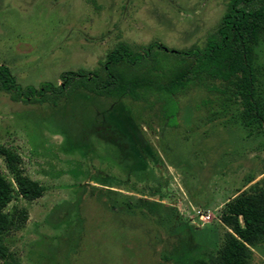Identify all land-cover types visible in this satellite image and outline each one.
Returning a JSON list of instances; mask_svg holds the SVG:
<instances>
[{
  "label": "rangeland",
  "instance_id": "obj_1",
  "mask_svg": "<svg viewBox=\"0 0 264 264\" xmlns=\"http://www.w3.org/2000/svg\"><path fill=\"white\" fill-rule=\"evenodd\" d=\"M227 3L0 0V65L37 87L60 83L64 70L96 67L118 41L188 50L220 26ZM255 53L264 98V38ZM212 85L222 87L204 79L175 97L174 124L159 104L86 91L57 105L24 103L0 91V147L17 153L23 172L46 188L5 207L28 214L3 240L19 264H190L217 253L225 201L263 175L264 122L241 124L240 99ZM116 124L136 125L158 159L146 155L137 170L120 163L118 149L99 135L110 136ZM0 172L11 178L1 153ZM252 250L250 262L264 264V240Z\"/></svg>",
  "mask_w": 264,
  "mask_h": 264
},
{
  "label": "trees",
  "instance_id": "obj_2",
  "mask_svg": "<svg viewBox=\"0 0 264 264\" xmlns=\"http://www.w3.org/2000/svg\"><path fill=\"white\" fill-rule=\"evenodd\" d=\"M249 1L254 0H228L220 26L206 37L202 46L193 44L188 50H177L159 46L156 41H118L96 67L64 70L59 75L60 83L42 81L37 87L19 84L10 68L0 65V91L9 93L13 101L24 103L57 105L77 91H86L113 100L142 102L147 107L159 104L162 115L172 118L174 122L170 124H174L178 110L175 97L207 79L221 84V88L212 85L221 94L240 99L241 124L252 118L261 124L264 98L259 90L260 69L254 60L255 48L264 38V0L248 8L245 4ZM131 125V131L116 124L110 136L99 135L118 149L120 163L137 170L146 155L155 159L159 156L144 141L138 127ZM0 153L11 174V178H6L0 172V259L2 264H19L3 240L11 231L21 229L28 214L25 208L5 207L14 198L36 199L46 188L23 172L17 153L6 147H0ZM261 174L248 187L237 189L221 208L220 221L226 231L217 253L194 258L190 264H252V247L264 240V169ZM253 179L248 176L245 185Z\"/></svg>",
  "mask_w": 264,
  "mask_h": 264
}]
</instances>
